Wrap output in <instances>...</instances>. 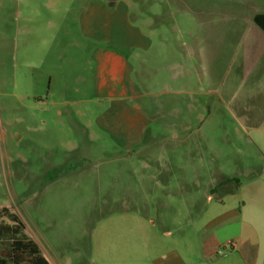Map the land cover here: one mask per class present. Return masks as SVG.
Instances as JSON below:
<instances>
[{"label":"rangeland","instance_id":"374dc122","mask_svg":"<svg viewBox=\"0 0 264 264\" xmlns=\"http://www.w3.org/2000/svg\"><path fill=\"white\" fill-rule=\"evenodd\" d=\"M117 1L150 40L146 50L117 48L142 93L131 104L149 119L132 150L97 125L108 104L95 96L91 55L109 46L107 25L100 39L85 27L92 4ZM255 7L0 0V208L22 218L51 264H151L172 249L200 261L221 200L264 190V117L250 126L237 109L245 90L222 79ZM214 232L222 244L230 229Z\"/></svg>","mask_w":264,"mask_h":264},{"label":"crops","instance_id":"0c3cea01","mask_svg":"<svg viewBox=\"0 0 264 264\" xmlns=\"http://www.w3.org/2000/svg\"><path fill=\"white\" fill-rule=\"evenodd\" d=\"M254 4L256 7L250 17L253 24L237 30L240 34L233 46L236 48V68L231 77L226 75L222 79L237 81L243 87L245 91L237 101L238 112L250 126L257 127L254 122L264 117V31L254 22V17L264 14V0H253ZM86 16V34L100 39L101 23L104 22L103 25L107 26L104 27L106 34L103 38L109 44L106 48L94 49L91 55L95 65V96L99 102L108 104L98 116L97 125L125 148L132 150L143 142L149 119L138 106L131 104V100L140 98L142 93L131 78L129 56L117 48L133 52L146 50L150 46L149 37L131 24L128 11L120 1L108 6L92 4ZM208 200L212 202L213 197L209 196ZM219 209L205 225L202 260L196 262L187 257L190 250L172 249L157 255L151 264H264L259 247V238H264L261 234L264 227V190L254 191L236 203H227L222 199ZM228 229L230 233H225L220 244V238L214 231L224 232ZM228 241H231V250L218 256L217 261L207 262L206 259L217 256L220 245L227 248Z\"/></svg>","mask_w":264,"mask_h":264},{"label":"trees","instance_id":"16d2710c","mask_svg":"<svg viewBox=\"0 0 264 264\" xmlns=\"http://www.w3.org/2000/svg\"><path fill=\"white\" fill-rule=\"evenodd\" d=\"M254 22L264 31V14L255 15ZM0 264H51L22 218L7 207L0 208Z\"/></svg>","mask_w":264,"mask_h":264}]
</instances>
